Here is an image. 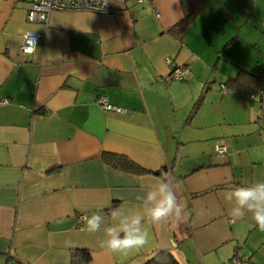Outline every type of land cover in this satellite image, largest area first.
<instances>
[{
	"label": "crops",
	"instance_id": "obj_1",
	"mask_svg": "<svg viewBox=\"0 0 264 264\" xmlns=\"http://www.w3.org/2000/svg\"><path fill=\"white\" fill-rule=\"evenodd\" d=\"M111 1L106 13L55 9L30 23L27 0H0V264H72L75 248L91 251L87 264H145L160 249L183 264L243 253L264 264V232L224 199L264 180V84L259 98L222 88L240 69L264 73V0H204L179 32L189 0ZM28 30L42 37L24 54ZM100 95L126 112L106 111ZM104 153L166 170H119ZM160 180L182 220L146 223L149 245L127 257L102 249L112 211L146 215L136 197ZM98 211L90 234L85 217Z\"/></svg>",
	"mask_w": 264,
	"mask_h": 264
},
{
	"label": "clouds",
	"instance_id": "obj_2",
	"mask_svg": "<svg viewBox=\"0 0 264 264\" xmlns=\"http://www.w3.org/2000/svg\"><path fill=\"white\" fill-rule=\"evenodd\" d=\"M136 199L147 208L146 215H121L118 210L111 213L112 223L104 227L105 239L100 247L109 254L127 257L132 252H138L150 243V233L146 223L158 224L174 219L179 222L184 215V206L178 202L173 185L167 180L148 190L145 195H137ZM224 199L231 204L230 214L234 219L245 217L247 213L259 230L264 232V180L256 181L246 186L235 187L224 194ZM86 229L90 234L101 230L104 216L101 211L85 217Z\"/></svg>",
	"mask_w": 264,
	"mask_h": 264
},
{
	"label": "trees",
	"instance_id": "obj_3",
	"mask_svg": "<svg viewBox=\"0 0 264 264\" xmlns=\"http://www.w3.org/2000/svg\"><path fill=\"white\" fill-rule=\"evenodd\" d=\"M204 8V0H189L188 11L184 18L177 23L172 30L182 31L192 22L197 14ZM264 73H253L247 69H240L237 76L228 78L223 84V90H233L241 93L253 95L257 98L263 93ZM203 97L197 102L196 109L202 103ZM104 159L113 167L128 171L135 174H153L162 176L166 167L151 171L133 161L126 155L104 153ZM113 208V207H112ZM111 208V209H112ZM92 254L89 249L75 248L71 250L72 264H87L91 261ZM145 264H183L175 253L170 249H160L150 260Z\"/></svg>",
	"mask_w": 264,
	"mask_h": 264
},
{
	"label": "built area",
	"instance_id": "obj_4",
	"mask_svg": "<svg viewBox=\"0 0 264 264\" xmlns=\"http://www.w3.org/2000/svg\"><path fill=\"white\" fill-rule=\"evenodd\" d=\"M28 1V14L27 18L30 23L47 22L50 13L55 10H86L97 13H106L113 10L111 0H27ZM139 2L143 0H138ZM264 28V19L262 20ZM41 34L34 30H28L24 35V42L22 44V52L24 54L32 53L35 47L41 40ZM169 65L173 66L172 77L174 79H182L185 70L182 66L177 65L172 59H166ZM7 99H0V103H6ZM96 102L106 111L116 113H124L126 109L122 106L110 103L106 96L100 95ZM216 152L219 156L227 153L226 146L217 144ZM223 264H255L252 256L248 253L238 254L234 257L227 259Z\"/></svg>",
	"mask_w": 264,
	"mask_h": 264
},
{
	"label": "rangeland",
	"instance_id": "obj_5",
	"mask_svg": "<svg viewBox=\"0 0 264 264\" xmlns=\"http://www.w3.org/2000/svg\"><path fill=\"white\" fill-rule=\"evenodd\" d=\"M263 112H264V111H263ZM263 112H262V113H263Z\"/></svg>",
	"mask_w": 264,
	"mask_h": 264
}]
</instances>
